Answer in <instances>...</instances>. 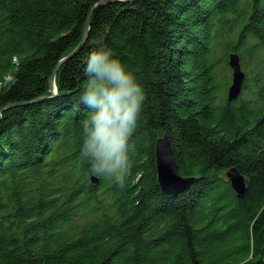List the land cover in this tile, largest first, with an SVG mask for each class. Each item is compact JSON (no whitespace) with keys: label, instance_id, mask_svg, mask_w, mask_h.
<instances>
[{"label":"trees","instance_id":"obj_1","mask_svg":"<svg viewBox=\"0 0 264 264\" xmlns=\"http://www.w3.org/2000/svg\"><path fill=\"white\" fill-rule=\"evenodd\" d=\"M0 0V264H264V0ZM102 41L146 101L124 188L79 157L85 58ZM246 77L227 101L228 56ZM167 134L182 176L157 180ZM246 180L237 195L224 172ZM95 176V175H94Z\"/></svg>","mask_w":264,"mask_h":264},{"label":"clouds","instance_id":"obj_2","mask_svg":"<svg viewBox=\"0 0 264 264\" xmlns=\"http://www.w3.org/2000/svg\"><path fill=\"white\" fill-rule=\"evenodd\" d=\"M79 99L88 112L81 121L79 157L91 174L124 188L136 145L130 143L147 99L134 72L102 41L85 58Z\"/></svg>","mask_w":264,"mask_h":264},{"label":"water","instance_id":"obj_3","mask_svg":"<svg viewBox=\"0 0 264 264\" xmlns=\"http://www.w3.org/2000/svg\"><path fill=\"white\" fill-rule=\"evenodd\" d=\"M109 1H115V0H99L94 6L90 8L83 25V32L80 42L77 44L76 47H74L69 52V54L61 58L52 69L49 78V86L53 94L56 93L54 78L59 66L63 61H65L73 54H75L79 50V48L83 45V43L87 38L89 25H90V15L92 10L95 7ZM121 1H125V0H121ZM127 1H133V0H127ZM228 64L231 70V79L227 88L226 96H227V101H231L233 99H236L241 93L246 74L242 69L240 57L236 52H230L228 56ZM23 103L25 102L22 101L9 102L5 106L0 107V112L3 111L5 108L13 107ZM155 159H156L157 180L161 186V189L164 192L169 194H176L187 188L194 181V177L182 176L179 173L178 164L175 159L171 142L167 134L165 133L162 136H159L155 141ZM224 175L229 181L233 191L237 195L243 194L246 188V180L244 175L240 173V171L235 166L229 167L224 172ZM90 180L91 182L95 183L98 181V177L92 175L90 177Z\"/></svg>","mask_w":264,"mask_h":264},{"label":"rangeland","instance_id":"obj_4","mask_svg":"<svg viewBox=\"0 0 264 264\" xmlns=\"http://www.w3.org/2000/svg\"><path fill=\"white\" fill-rule=\"evenodd\" d=\"M91 13H92V12H91ZM85 20H86V19H85ZM89 26H90V25H89ZM79 42H80V41H79ZM230 76H231V70H230ZM54 82H55V78H54ZM49 90H50V86H49ZM50 91H51V90H50ZM52 94H53V93H52ZM14 102H15V101H14ZM24 104H25V103H24ZM8 108H10V107H8ZM8 108H5V109H8ZM5 109H4V110H5ZM4 110H3V111H4ZM1 112H2V111H1ZM1 112H0V113H1Z\"/></svg>","mask_w":264,"mask_h":264},{"label":"bare ground","instance_id":"obj_5","mask_svg":"<svg viewBox=\"0 0 264 264\" xmlns=\"http://www.w3.org/2000/svg\"><path fill=\"white\" fill-rule=\"evenodd\" d=\"M56 87V86H55ZM56 94V93H55Z\"/></svg>","mask_w":264,"mask_h":264}]
</instances>
